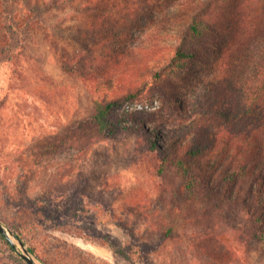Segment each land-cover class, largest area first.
Segmentation results:
<instances>
[{"label":"rangeland","instance_id":"obj_1","mask_svg":"<svg viewBox=\"0 0 264 264\" xmlns=\"http://www.w3.org/2000/svg\"><path fill=\"white\" fill-rule=\"evenodd\" d=\"M216 1L12 0L0 9L17 47L15 61L0 63V221L46 264H264V238L250 232L251 215L264 220L263 185L254 176L224 183L210 144L220 135L235 145V119L212 111L232 97L219 99L229 87L223 51L240 49L254 23L261 29L240 51L264 46V9ZM193 17L212 26L190 39ZM182 41L194 56L179 70L170 65ZM102 99L122 101V124L106 138L93 124ZM123 111L132 118L122 121ZM190 145L207 149L191 156ZM24 167L40 171L26 180ZM26 185L31 199L13 206Z\"/></svg>","mask_w":264,"mask_h":264},{"label":"trees","instance_id":"obj_2","mask_svg":"<svg viewBox=\"0 0 264 264\" xmlns=\"http://www.w3.org/2000/svg\"><path fill=\"white\" fill-rule=\"evenodd\" d=\"M224 0L216 1L218 5L222 4ZM255 0H249L248 2H253V6L251 7V13H257L261 6L264 9V0L260 2H254ZM12 0H0V9L1 16L4 14L5 6L9 5ZM246 2V1H245ZM15 5V4H14ZM27 6V5H26ZM24 11H27L24 9ZM31 12V10H28ZM30 16H33L30 14ZM212 16V15H208ZM11 18V21L16 20L15 15L8 17ZM209 19H205L204 17H193L192 22L188 26L190 31V35L186 36L190 39L200 38L205 35L203 32L210 30L211 22ZM19 26V25H18ZM27 26H34V22L28 23ZM20 27V26H19ZM261 26L258 24L257 26L252 24V26L244 27L243 33H241L242 38L239 40L243 41L244 44L240 45V49H246L245 52H248V42L243 36L247 38L250 35H258V31H260ZM10 32L7 31L4 22H0V58H3L0 63L15 61L12 60L14 54L17 50V47L10 46L9 43L12 40ZM242 32V30H241ZM17 36L14 35L13 38L17 39ZM26 37H32L31 30H27L25 33V38L19 40L18 44L22 45L25 42ZM239 37V36H238ZM253 39V38H252ZM185 41L177 46L175 49V56L172 59V63L170 67L174 69L182 70L186 67L187 61L192 58L194 55L191 53H186L185 50ZM22 48V47H21ZM240 49L229 48L223 51V55L226 58V62H224V70L229 68L230 72L235 70L234 75L231 77L229 70H227L224 74L228 73L229 75V87L223 91H219L222 101L226 94H228L229 90L231 91L232 97L230 100L225 101V107H214L212 111L219 118H226L230 120L236 121L238 124V133H235V145L230 144V137L226 139L224 136L216 135L215 139L212 138L210 144L213 146V150L218 149L216 152L217 160L219 161V170L223 172V181L232 182L234 186H237L241 181H247L251 184L252 176L255 177V181L260 180V183L263 185L264 191V46L259 48L258 50H252L251 54L244 55L241 53ZM224 50V49H223ZM254 51V52H253ZM233 57L236 59L234 62L236 64L229 63ZM224 92V93H223ZM122 101H107L106 99L96 100L94 101V111L95 115L93 117V124L95 130L98 134H101L103 137H111L113 136L119 124V121L115 119L116 110L120 107ZM216 108V109H215ZM226 108V109H225ZM211 111V112H212ZM120 117V114H118ZM126 116L132 118L133 114H129L126 112L121 113L122 121L126 119ZM158 139V138H157ZM71 140H69L70 142ZM62 141H58L57 139H53V150L52 152L62 153V149L66 146L60 143ZM153 148L159 150L156 141H153ZM73 147V145H72ZM180 148H186L183 146H179ZM207 149V148H206ZM205 146H191L188 151L191 156H199L202 155L203 152L206 151ZM59 150V151H58ZM20 161L22 160L19 159ZM177 165L187 169L188 164L183 163V161H179ZM189 167V166H188ZM190 168V167H189ZM261 170V173L259 172ZM37 169H33V167H24L19 173L21 177L26 180H30L31 177H35L38 175ZM29 186L19 189L18 194L10 201L13 206H18L21 208L25 207V203L28 202L31 197L28 194ZM249 194L254 196L253 186L249 191ZM35 202V200L33 201ZM35 208L34 204L30 205L29 209L33 210ZM251 227L250 232L252 237L256 241H263L264 238V220L262 218H257L255 215H251ZM210 228L209 230H211ZM19 230V229H18ZM24 243L28 246L31 253L34 257L37 258L40 262L46 264L39 255L37 247L33 245H28L23 238L21 231H13ZM103 240L110 247L111 251L119 257L128 258L127 249L120 245L118 241L112 240L108 236H104ZM0 243L5 247V250L9 252V261L10 262H2L0 264H25L23 260L13 251L9 243L0 235Z\"/></svg>","mask_w":264,"mask_h":264},{"label":"water","instance_id":"obj_3","mask_svg":"<svg viewBox=\"0 0 264 264\" xmlns=\"http://www.w3.org/2000/svg\"><path fill=\"white\" fill-rule=\"evenodd\" d=\"M0 235L9 243L13 251L23 260L25 264H42L31 253L24 241L0 221Z\"/></svg>","mask_w":264,"mask_h":264},{"label":"built area","instance_id":"obj_4","mask_svg":"<svg viewBox=\"0 0 264 264\" xmlns=\"http://www.w3.org/2000/svg\"><path fill=\"white\" fill-rule=\"evenodd\" d=\"M140 108H142V107H140Z\"/></svg>","mask_w":264,"mask_h":264}]
</instances>
